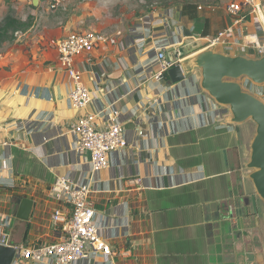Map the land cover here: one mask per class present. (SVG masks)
<instances>
[{
    "label": "crops",
    "instance_id": "obj_1",
    "mask_svg": "<svg viewBox=\"0 0 264 264\" xmlns=\"http://www.w3.org/2000/svg\"><path fill=\"white\" fill-rule=\"evenodd\" d=\"M39 4L28 3L30 14L16 15L32 17L31 25L0 46V211L15 216L13 243L61 239L52 215L60 206L70 209L55 199L52 186L66 175L91 186L96 221L118 251L110 257L116 264H264V200L247 168L256 124L231 123L228 108L201 88L198 69L175 84L167 72L155 78L156 50L165 47L173 60L179 52L182 63L191 55L181 48H210L205 38L231 23L226 9L215 13L200 5L190 13L166 6L124 24L103 20L97 28L108 42L77 58L92 100L74 108L68 101L73 84L58 67L56 45L81 28L73 16L63 22ZM38 20L39 31L32 28ZM217 50L254 57L241 42ZM253 92L264 98V90ZM111 109L128 145L110 156L108 168L95 171L89 155L77 152L72 128L83 115ZM96 122L106 125L101 115ZM24 198L33 201L29 220L17 218ZM108 260L95 254L74 264Z\"/></svg>",
    "mask_w": 264,
    "mask_h": 264
},
{
    "label": "built area",
    "instance_id": "obj_2",
    "mask_svg": "<svg viewBox=\"0 0 264 264\" xmlns=\"http://www.w3.org/2000/svg\"><path fill=\"white\" fill-rule=\"evenodd\" d=\"M29 4L34 0H25ZM64 0H38L39 6L55 11L63 8ZM226 11L231 23L214 36L206 37L207 47L217 49L220 46L241 42L254 57L264 55V0H229ZM108 42L105 33L75 31L60 39L56 45L58 67L65 71L73 87L68 94L69 104L74 108L87 106L92 95L83 82V71L77 66V58L91 53ZM251 54V55H252ZM177 59L169 60L165 47L155 51L159 71L155 78L162 79L173 66L180 63ZM88 63L91 58L87 57ZM253 91L255 84L249 85ZM115 109L104 113H88L81 116L72 128L76 135V150L88 154L95 171L104 170L110 165V156L124 150L128 142L125 138L124 125L117 119ZM101 115L106 121L104 127L96 122ZM53 196L57 201L69 207L54 210L52 220L62 227L60 240L49 243L14 244L11 234L13 214L0 211V246L13 247L15 255L11 264H74L95 254L109 259L106 264H116L110 257L118 255L101 234L96 221L95 203L89 184L75 182L66 175L56 177L52 186Z\"/></svg>",
    "mask_w": 264,
    "mask_h": 264
},
{
    "label": "water",
    "instance_id": "obj_3",
    "mask_svg": "<svg viewBox=\"0 0 264 264\" xmlns=\"http://www.w3.org/2000/svg\"><path fill=\"white\" fill-rule=\"evenodd\" d=\"M186 50L189 52L186 56H191L167 71L169 82L179 83L186 78L189 70L198 69L201 88L217 104L228 108L231 123L241 124L252 120L256 124L247 168L252 171L249 178L256 194L264 200V100L245 85V81L248 85L264 84V55H230L211 47L199 51L194 46L181 48V53ZM168 59L173 60L170 56ZM252 204L257 211L256 195L252 196ZM32 206L33 201L28 198L19 200L17 218L29 220ZM14 255L13 247L0 246V264H11Z\"/></svg>",
    "mask_w": 264,
    "mask_h": 264
},
{
    "label": "rangeland",
    "instance_id": "obj_4",
    "mask_svg": "<svg viewBox=\"0 0 264 264\" xmlns=\"http://www.w3.org/2000/svg\"><path fill=\"white\" fill-rule=\"evenodd\" d=\"M228 1L229 0H64L63 8L61 7L55 10V12L60 14L62 20L63 18L65 19L66 16H73V18H76V25L81 28L79 29L80 31H98L97 27L103 20L111 18L113 22L120 20V22L124 24L125 21H130L133 17H141L153 8H158L159 10V8L171 6L175 9L190 4L195 7V10H199L201 5L204 6V9L211 7V10H217L215 13H219L223 10L221 7L226 9ZM6 7L8 8L7 10H5ZM217 7L220 8L218 9ZM191 9L192 8H189L190 13ZM72 11L73 13H71ZM10 12L14 13V16H20V13L27 16V14H30L31 9L28 2L25 0H0V19L4 18V16ZM38 12L40 13V11ZM85 26H88L89 29L85 28ZM42 27V24H39V20L33 23L32 26L33 29L37 28L38 31L42 29ZM245 85L250 87L246 81ZM253 90L262 93L264 84L262 86L255 85ZM262 99L264 100V98Z\"/></svg>",
    "mask_w": 264,
    "mask_h": 264
},
{
    "label": "trees",
    "instance_id": "obj_5",
    "mask_svg": "<svg viewBox=\"0 0 264 264\" xmlns=\"http://www.w3.org/2000/svg\"><path fill=\"white\" fill-rule=\"evenodd\" d=\"M184 10H195V7L187 4L184 5ZM33 18L29 17L27 20L23 21L21 18L14 16L11 12L4 16L0 20V46L5 42H11L15 37V32L18 30H26L32 23Z\"/></svg>",
    "mask_w": 264,
    "mask_h": 264
}]
</instances>
